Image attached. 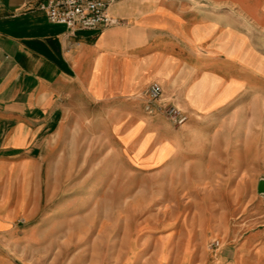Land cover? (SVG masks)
I'll list each match as a JSON object with an SVG mask.
<instances>
[{"label":"crops","instance_id":"obj_1","mask_svg":"<svg viewBox=\"0 0 264 264\" xmlns=\"http://www.w3.org/2000/svg\"><path fill=\"white\" fill-rule=\"evenodd\" d=\"M44 2L0 0V235L27 212L28 182L34 198L39 194L44 161L38 150L75 143L79 129H113L128 165L184 164L195 157V172L187 170L182 189L211 208L218 182L235 181L227 167L261 158L264 145L252 138L244 92L252 6L262 15L264 0H118L110 15L121 24L75 32L50 23L39 10ZM155 82L164 99L187 114L180 128L171 127L157 103L149 104L146 92ZM62 161L56 157L51 165ZM66 163L74 166L76 159ZM197 230L196 243L187 236L158 241L150 264L155 257L201 264L219 219L200 222ZM142 251L133 252L136 259Z\"/></svg>","mask_w":264,"mask_h":264},{"label":"rangeland","instance_id":"obj_2","mask_svg":"<svg viewBox=\"0 0 264 264\" xmlns=\"http://www.w3.org/2000/svg\"><path fill=\"white\" fill-rule=\"evenodd\" d=\"M251 16L250 85L244 92L250 101L245 105H250L255 124L252 138L263 147L264 25L260 22L264 24V14L252 6ZM113 133V129H79L75 143H60L54 151L46 146L38 150L44 161L42 186L34 198V183H27V212L0 235V264H150L158 241L168 238L173 243L187 236L196 243L197 224L213 218L219 219L220 231L207 236V257L201 264H264V194L258 193L264 180V152L257 161L251 159L233 171L227 167L235 181L218 182L211 208L182 189L188 184L182 180L187 170L195 172V157L183 158L187 165L178 160L128 165L116 149ZM122 141L127 143L126 138ZM56 157L63 161L52 166ZM73 157L76 164L67 165ZM155 157L159 161L161 151ZM83 158L88 159L86 164ZM142 249L138 260L133 252ZM153 262L168 264L156 257Z\"/></svg>","mask_w":264,"mask_h":264},{"label":"built area","instance_id":"obj_3","mask_svg":"<svg viewBox=\"0 0 264 264\" xmlns=\"http://www.w3.org/2000/svg\"><path fill=\"white\" fill-rule=\"evenodd\" d=\"M118 0H46L39 4L50 23L63 25L69 31H92L121 24V21L110 15V8ZM149 104L157 103L168 121L174 127H181L188 121L187 114L175 104L164 99L162 86L155 82L146 92ZM146 110L152 112L150 106ZM218 245V243H216Z\"/></svg>","mask_w":264,"mask_h":264},{"label":"water","instance_id":"obj_4","mask_svg":"<svg viewBox=\"0 0 264 264\" xmlns=\"http://www.w3.org/2000/svg\"><path fill=\"white\" fill-rule=\"evenodd\" d=\"M258 193L264 194V180H261L258 184Z\"/></svg>","mask_w":264,"mask_h":264}]
</instances>
